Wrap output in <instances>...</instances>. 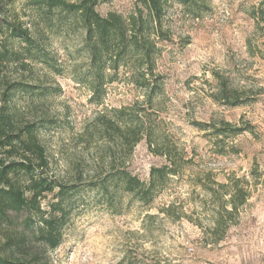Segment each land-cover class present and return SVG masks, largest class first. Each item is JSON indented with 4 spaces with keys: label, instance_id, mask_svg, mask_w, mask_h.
I'll use <instances>...</instances> for the list:
<instances>
[{
    "label": "rangeland",
    "instance_id": "1",
    "mask_svg": "<svg viewBox=\"0 0 264 264\" xmlns=\"http://www.w3.org/2000/svg\"><path fill=\"white\" fill-rule=\"evenodd\" d=\"M29 1L0 0V28L37 21L49 64L2 61L0 89L14 80L38 86L15 94L14 112L18 123L40 125L47 176L67 192L58 246L45 248L29 234L23 253L39 264H264V24L254 18L262 0H163L160 24H147L159 93L146 100L133 83L145 66L131 59L105 85L101 103L86 83L77 23L54 14L49 30ZM95 9L128 17L144 8L142 0H107ZM222 82L239 104L218 98ZM122 108L144 122L132 150L111 126ZM224 122L250 130L218 132ZM165 150L182 157L180 168L147 204L121 186L90 185L121 168L147 181L151 167L166 163ZM237 188L245 201L229 214ZM58 189L44 195V209ZM38 223L34 217L28 227Z\"/></svg>",
    "mask_w": 264,
    "mask_h": 264
},
{
    "label": "trees",
    "instance_id": "2",
    "mask_svg": "<svg viewBox=\"0 0 264 264\" xmlns=\"http://www.w3.org/2000/svg\"><path fill=\"white\" fill-rule=\"evenodd\" d=\"M105 1L107 0H30L28 7L49 30L52 28L51 19L54 14L58 16V20L70 18L77 23L88 54L86 83L95 103H101L105 85L112 82L113 74L131 59H138L145 66L140 75L133 79V83L142 89L146 100L151 102L160 89L151 81L155 43L147 32V24L151 23L154 30L160 24L163 0H142L145 13L139 10L128 17L115 12L101 16L95 6L98 2ZM254 13L257 24H264V0ZM40 35L38 22L33 19L28 22L14 20L0 28V64L2 61L20 66L31 62L49 64L45 48L39 42ZM152 35L156 36L155 33ZM221 84L223 86L218 98L226 100V104H239V95L234 90H228L224 82ZM37 88L38 86L22 80H14L4 82L0 89V232L4 234V239L0 241V264H39L36 255L28 257L23 253L29 234L48 249L57 247L61 239L67 191L64 185L56 184L47 176L49 161L38 137L40 125L36 121L18 123L12 103L17 92L33 93ZM124 118L129 119L125 121ZM111 126L117 131L121 130L123 145L129 150L143 138L139 128L144 126V122L137 112L129 113L125 108L118 110L111 120ZM242 130H250V126L232 127L224 122L218 132L238 133ZM149 145L152 143L149 142ZM159 154L165 157L166 163L151 167L147 181H142L121 168L110 171L111 178L108 182L107 177L98 182L91 180L90 185L104 192L110 186H121L123 191L136 200L147 204L180 168L182 157L176 158L169 150L159 151ZM56 186H59L57 200L51 202L46 210L41 201ZM244 201L243 190L237 188L230 199L231 209L227 212L231 214ZM34 217L38 218V225L35 228L28 227ZM20 223L25 227L20 228ZM219 225L217 223L216 228ZM27 229H30V233Z\"/></svg>",
    "mask_w": 264,
    "mask_h": 264
}]
</instances>
